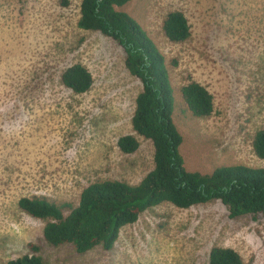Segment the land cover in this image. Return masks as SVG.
I'll return each instance as SVG.
<instances>
[{
  "label": "rangeland",
  "instance_id": "obj_1",
  "mask_svg": "<svg viewBox=\"0 0 264 264\" xmlns=\"http://www.w3.org/2000/svg\"><path fill=\"white\" fill-rule=\"evenodd\" d=\"M81 0H0V264L31 255L49 264H208L212 247H230L244 264H264V212L235 219L219 201L178 209L163 203L122 229L110 251L77 254L43 238L45 222L18 207L23 197L77 205L88 184L105 179L135 185L153 169V146L121 153L133 134L140 81L111 38L77 27ZM128 13L164 56L175 98L173 120L189 171L219 166L264 167L252 149L264 130V0H132ZM180 11L191 35L167 40L166 15ZM81 64L93 84L74 94L62 72ZM204 86L213 113L197 118L181 88ZM69 209H65L66 214Z\"/></svg>",
  "mask_w": 264,
  "mask_h": 264
},
{
  "label": "trees",
  "instance_id": "obj_2",
  "mask_svg": "<svg viewBox=\"0 0 264 264\" xmlns=\"http://www.w3.org/2000/svg\"><path fill=\"white\" fill-rule=\"evenodd\" d=\"M131 1L81 0L77 27L100 32L123 49L125 67L142 88L131 119L133 134L119 137L117 147L121 153L131 155L140 147L137 137L149 140L153 146V169L135 185L115 179L94 181L82 189L75 206L42 197L18 200L19 209L45 222L43 238L49 245H71L77 254L95 248L112 250L122 229L163 203L189 209L219 201L227 208L230 219L264 212V167L225 165L209 173L185 168L180 153L183 138L173 120L175 98L164 56L134 18L117 10ZM162 31L172 43H182L191 35L188 21L180 11L166 15ZM61 82L80 95L90 90L93 77L77 63L62 72ZM181 95L193 116L204 118L213 113V98L199 83L184 85ZM252 149L258 159L264 160V130L254 134ZM65 209H69L66 214ZM30 249L31 255L6 264H49L38 254L37 246L30 245ZM208 264L244 263L233 248L215 246L210 249Z\"/></svg>",
  "mask_w": 264,
  "mask_h": 264
}]
</instances>
